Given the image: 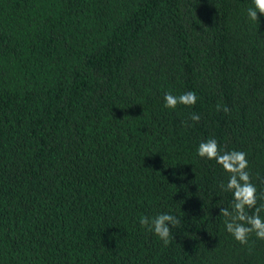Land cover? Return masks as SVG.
I'll return each mask as SVG.
<instances>
[{"label":"trees","instance_id":"trees-1","mask_svg":"<svg viewBox=\"0 0 264 264\" xmlns=\"http://www.w3.org/2000/svg\"><path fill=\"white\" fill-rule=\"evenodd\" d=\"M249 7L0 0V264H264V240L241 245L219 214L229 174L197 155L208 139L245 152L264 204V16ZM188 91L194 105L165 107ZM161 213L181 218L167 246L139 223Z\"/></svg>","mask_w":264,"mask_h":264},{"label":"clouds","instance_id":"clouds-1","mask_svg":"<svg viewBox=\"0 0 264 264\" xmlns=\"http://www.w3.org/2000/svg\"><path fill=\"white\" fill-rule=\"evenodd\" d=\"M252 5L253 7L248 8L247 15L258 26L260 16H264V0H252ZM163 99L166 108L175 109L178 104L194 105L197 96L195 92L188 91L179 96L166 93ZM221 108L226 113L230 111L226 105H217L218 110ZM190 119L199 122L200 116L194 113ZM197 155L215 160L229 174L226 185H220L223 191L231 192L233 195L231 210L224 207L219 209V214L225 218L226 231L241 245L248 243L249 235L252 233H255L258 239L264 240V219L260 215L264 211V204L257 206V189L251 182L249 172L246 171L248 167L246 153L236 150L222 152L215 139H208L199 143ZM261 199H264V196ZM250 209H254L251 214L247 211ZM139 223L167 246L170 240L174 239L172 229L180 227L181 218L169 213H161L155 217L141 216Z\"/></svg>","mask_w":264,"mask_h":264}]
</instances>
